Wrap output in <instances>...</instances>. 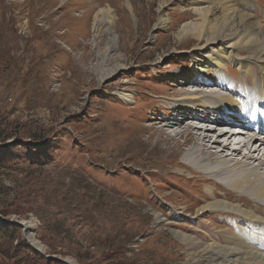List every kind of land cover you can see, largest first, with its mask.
I'll list each match as a JSON object with an SVG mask.
<instances>
[{
    "label": "rangeland",
    "instance_id": "obj_1",
    "mask_svg": "<svg viewBox=\"0 0 264 264\" xmlns=\"http://www.w3.org/2000/svg\"><path fill=\"white\" fill-rule=\"evenodd\" d=\"M166 1L0 0V264L186 262L185 248L169 228L136 223L161 216L128 193L140 183L136 169H152L155 162L138 155L132 163L125 152L114 167L104 148L108 128L116 129L121 112L132 107L117 97V88L131 84L140 103L155 98L160 84L172 87L170 77L212 64L196 61L202 43L176 38L183 22H196L191 8L198 4ZM232 1L264 31V11ZM249 1L264 7V0ZM112 50L124 54L117 62L127 70L100 80L94 67ZM237 66L229 67L234 74L226 81L241 77ZM256 76L259 82L264 75L257 70ZM172 145L162 140L150 151ZM122 174L135 181L127 183ZM171 209L177 224L208 232L204 224L197 227L195 213ZM28 220L42 249L24 236Z\"/></svg>",
    "mask_w": 264,
    "mask_h": 264
},
{
    "label": "bare ground",
    "instance_id": "obj_2",
    "mask_svg": "<svg viewBox=\"0 0 264 264\" xmlns=\"http://www.w3.org/2000/svg\"><path fill=\"white\" fill-rule=\"evenodd\" d=\"M181 1L198 4L191 8L198 17L196 22H183L176 38L181 43L190 37L202 43L195 48H199L196 61L205 63L209 58L212 64L170 77L172 87L160 84L152 91L155 98L140 103L135 102L137 95L132 94L129 81L117 88V97L132 106L127 110L136 109L115 115H121L119 126L108 128L104 148L114 167L125 158L135 163L138 155L155 162L152 169H136L139 184L122 175L127 183L134 182L130 197L162 211L161 216L136 223L169 228L185 248L184 264H264V31L232 0ZM239 2L257 13L264 11L252 1ZM165 21L159 19L157 24L165 27ZM241 51L245 54L240 57ZM116 52H106L105 60L95 65L100 80H111L127 70L119 63L124 54ZM235 64L241 77L226 81L225 75L234 74L229 67ZM257 70L263 76L259 82ZM192 86L195 89H188ZM162 140L173 141L172 147L151 152ZM143 145L145 155H140ZM132 163L125 162L126 167L135 169ZM172 207L195 213L197 227L204 224L208 232L177 224ZM203 217L209 222L204 223ZM23 226L25 238L42 249L33 237V221Z\"/></svg>",
    "mask_w": 264,
    "mask_h": 264
}]
</instances>
